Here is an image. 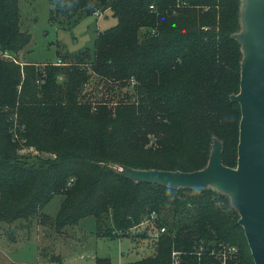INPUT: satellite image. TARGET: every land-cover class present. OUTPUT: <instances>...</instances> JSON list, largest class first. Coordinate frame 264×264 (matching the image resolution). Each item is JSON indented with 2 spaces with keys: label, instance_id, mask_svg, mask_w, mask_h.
<instances>
[{
  "label": "trees",
  "instance_id": "16d2710c",
  "mask_svg": "<svg viewBox=\"0 0 264 264\" xmlns=\"http://www.w3.org/2000/svg\"><path fill=\"white\" fill-rule=\"evenodd\" d=\"M18 1L0 0V221L44 222L58 196L57 228L89 216L97 235L119 237L153 220L152 253L122 264H254L228 193L112 168L201 169L215 139L221 163L236 166L242 0H51L64 19L107 7L116 23L71 63L39 70L4 54L30 40ZM92 76L111 93L86 97ZM23 145L55 158L29 160Z\"/></svg>",
  "mask_w": 264,
  "mask_h": 264
},
{
  "label": "rangeland",
  "instance_id": "374dc122",
  "mask_svg": "<svg viewBox=\"0 0 264 264\" xmlns=\"http://www.w3.org/2000/svg\"><path fill=\"white\" fill-rule=\"evenodd\" d=\"M18 5L20 29L30 33V40L16 54H7L21 65L26 62L33 64L36 70L42 69L46 63H71L78 52L92 48L98 31L116 23V17L107 7L67 20L53 13L51 0H19ZM57 79L61 81L62 76H57ZM18 87L20 89V85ZM84 90L86 97L92 93L100 97L108 92L96 76L88 80ZM123 90L131 91V86H124L115 94ZM18 153L28 156L29 160L32 155L37 156L35 160L55 158L53 152L36 151L25 145L19 148ZM112 166L120 173L124 167H130L124 163ZM71 182L66 181V186ZM58 202L59 197L54 196L46 204L44 209L51 217L44 222L34 217L17 219L12 223L0 221V264H97L96 258H107V264H122L152 253L151 234L157 229L150 218L143 216L136 226L127 228L124 235L103 237L97 235L93 218L89 216L75 225L53 226L52 216Z\"/></svg>",
  "mask_w": 264,
  "mask_h": 264
},
{
  "label": "water",
  "instance_id": "95a60500",
  "mask_svg": "<svg viewBox=\"0 0 264 264\" xmlns=\"http://www.w3.org/2000/svg\"><path fill=\"white\" fill-rule=\"evenodd\" d=\"M240 20L236 34L243 51L239 90L230 95L240 107L236 166L221 163V143L215 139L201 169L124 167L121 173L138 181L174 187L211 185L228 193L254 264H264V0H242Z\"/></svg>",
  "mask_w": 264,
  "mask_h": 264
},
{
  "label": "built area",
  "instance_id": "2783aa9c",
  "mask_svg": "<svg viewBox=\"0 0 264 264\" xmlns=\"http://www.w3.org/2000/svg\"><path fill=\"white\" fill-rule=\"evenodd\" d=\"M4 54L6 55V56H9V57H11V55H8L7 54V52H4ZM13 58V57H12ZM14 59V58H13ZM15 60V59H14ZM16 61V60H15ZM59 62H60V60H59ZM153 217V216H152ZM163 230V228H161V231Z\"/></svg>",
  "mask_w": 264,
  "mask_h": 264
}]
</instances>
